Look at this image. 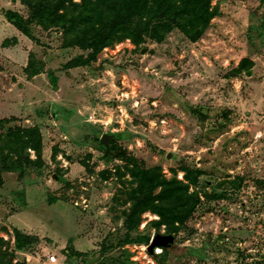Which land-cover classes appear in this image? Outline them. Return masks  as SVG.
Returning a JSON list of instances; mask_svg holds the SVG:
<instances>
[{
	"label": "rangeland",
	"instance_id": "374dc122",
	"mask_svg": "<svg viewBox=\"0 0 264 264\" xmlns=\"http://www.w3.org/2000/svg\"><path fill=\"white\" fill-rule=\"evenodd\" d=\"M211 4L197 42L177 30L93 60L61 29L27 35L9 19L25 5L0 0V121H11L0 136L39 127L44 162L3 173L0 264H264V0ZM32 55L44 74L29 79ZM105 134L121 138L108 160ZM137 168L199 199L178 233L150 210L130 229ZM16 230L37 239L31 250L17 249ZM158 235L176 240L152 254Z\"/></svg>",
	"mask_w": 264,
	"mask_h": 264
},
{
	"label": "trees",
	"instance_id": "16d2710c",
	"mask_svg": "<svg viewBox=\"0 0 264 264\" xmlns=\"http://www.w3.org/2000/svg\"><path fill=\"white\" fill-rule=\"evenodd\" d=\"M26 7L25 16L12 13L9 17L19 29L29 36V24H37L45 31H64L67 46L80 47L96 60L104 49L116 42L131 40L140 44L146 38L162 43L165 34L179 31L191 42L199 41L217 17L211 0H20ZM33 55L25 69L29 79L44 74L42 66L35 65ZM82 58L70 63V68L88 64ZM251 64L243 60L240 71ZM54 88L58 77L50 74ZM11 121H0V129ZM115 143V142H113ZM112 143V144H113ZM35 152L36 160L31 158ZM113 153V147H112ZM112 159V154L111 157ZM43 162V136L39 127L10 129L0 136V185L3 173L19 171L23 176L30 168L41 169ZM139 187L134 195V214L127 216L130 229L139 227L144 211L150 210L161 217L158 226L166 225L170 234L180 231L196 211L199 199L189 194V187L179 181L162 179L157 171L136 169ZM189 178V177H188ZM157 189H161L156 194ZM34 236L16 230L18 250H31L36 243ZM164 253L167 252L164 249ZM191 254H199L191 249ZM78 256L80 253H76ZM25 264V263H24Z\"/></svg>",
	"mask_w": 264,
	"mask_h": 264
},
{
	"label": "water",
	"instance_id": "95a60500",
	"mask_svg": "<svg viewBox=\"0 0 264 264\" xmlns=\"http://www.w3.org/2000/svg\"><path fill=\"white\" fill-rule=\"evenodd\" d=\"M119 139L121 138L120 135L118 134H105L101 139V145L104 146L106 149V155H105L106 160H108L111 157L112 143L118 141ZM175 240L176 238L174 235H158L153 239L149 247V251L150 253L154 254L155 250L158 248H163V249L170 248L175 243Z\"/></svg>",
	"mask_w": 264,
	"mask_h": 264
}]
</instances>
